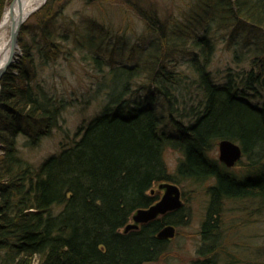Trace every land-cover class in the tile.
Returning a JSON list of instances; mask_svg holds the SVG:
<instances>
[{
	"label": "trees",
	"instance_id": "trees-1",
	"mask_svg": "<svg viewBox=\"0 0 264 264\" xmlns=\"http://www.w3.org/2000/svg\"><path fill=\"white\" fill-rule=\"evenodd\" d=\"M7 1L0 0V22ZM69 1L49 0L36 13L38 21L22 27V53L0 80V264L158 260L167 246L156 233L178 214L122 230L134 213L156 203L151 190L163 182L184 189L213 179L207 218L214 217L216 203L264 205V0H200L174 20L145 12L133 0H85L120 2L144 21L148 36L131 46L129 64L115 59L116 49L103 57L110 30L100 19L87 17L85 28L73 32L59 27ZM69 37L72 52L76 44L91 50L96 70L84 104L107 89L104 110L35 165L20 144L39 146L76 103L41 80L67 52ZM219 40L233 53L220 80L212 70ZM120 44L123 52L127 39ZM107 76L110 86L102 83ZM223 139L241 146L245 172L213 157ZM167 150L180 154L174 172Z\"/></svg>",
	"mask_w": 264,
	"mask_h": 264
},
{
	"label": "rangeland",
	"instance_id": "rangeland-1",
	"mask_svg": "<svg viewBox=\"0 0 264 264\" xmlns=\"http://www.w3.org/2000/svg\"><path fill=\"white\" fill-rule=\"evenodd\" d=\"M133 1L134 5H137L145 12L157 13L160 19L170 18L171 20L190 11L189 9L194 7L197 1L200 2V0ZM12 3L13 0L7 1L4 12ZM38 11L33 13L25 24H35L38 21L35 16ZM90 16L100 19L110 30V33L105 36L104 47L107 49V52L102 51L104 52L103 57L110 55V52L116 49L119 55L122 54L123 57H119L118 53H116L114 55L115 59L129 64V58L133 49L131 46L135 43H140L143 37L148 36L144 21L135 15L133 10L125 8L120 2L114 1L87 5L85 0H71L65 5L58 25L59 27L65 26L69 29V32H73L74 29L79 27L85 28L83 23ZM63 31L64 28L60 29V33L63 34ZM23 35L25 39L31 38L30 30L25 31ZM117 35L119 38H123V40H117ZM125 38L127 39V46L122 52V44L120 42L123 43ZM73 42V38L65 42L67 43V52L58 62L51 64L42 73L41 80H45L48 90L51 91L55 87L60 96L76 99V103L63 112L59 128H55L52 135L43 138L39 146L24 148L22 147V143L20 144L21 154L35 165H39L47 157L59 152L62 143L69 144L82 125L91 122L104 110L107 89L102 91L88 105L84 104L83 94L86 97L88 85H92L89 80L96 73V70H93V65L90 61L92 57L91 50L82 44H76V50L72 52ZM225 44V42L219 40L212 65V70L219 80L223 76L225 69L233 64V53L227 50ZM21 53L22 48L20 47L18 55ZM65 55H67V58H65ZM137 55L138 53H136L135 59L139 58ZM135 59L132 58L131 64L135 63L133 62ZM102 83L110 86L109 76L105 77ZM77 87L80 90L75 93ZM81 100L83 103H81ZM67 134H69V137ZM212 155L216 159L219 158L218 146L212 151ZM179 158L180 154L176 151L167 150L165 152V160L171 172L176 170ZM247 164L246 158H243L232 169L235 172H245ZM212 184H214V180L210 179L201 184H192L190 187L186 186L184 189L180 187L185 194L184 203L187 208V214L189 213L190 216V222L188 225L179 227V235L175 236L172 242H170L168 253L162 256L158 264H193L198 259L196 251L200 245L199 227L206 215L209 203L207 191ZM160 185L158 184L153 188L156 193L162 190L160 189ZM224 209L227 231H224L225 246L220 264H264V205L261 206L258 200H230L225 203ZM228 255H231V257Z\"/></svg>",
	"mask_w": 264,
	"mask_h": 264
},
{
	"label": "water",
	"instance_id": "water-1",
	"mask_svg": "<svg viewBox=\"0 0 264 264\" xmlns=\"http://www.w3.org/2000/svg\"><path fill=\"white\" fill-rule=\"evenodd\" d=\"M19 1L20 0H13L11 6L15 3H18ZM42 6L38 7L33 13L38 11ZM33 13H31L26 19L22 15L19 19H14L11 15L10 56L4 67L0 70V80L14 64L19 54V37L22 27ZM218 147L219 161L228 168H233L240 160H242L243 150L239 144L228 139H223L219 142ZM160 189L164 190V195L161 200L149 208L138 210L133 215V223H130L125 227V233L129 232L130 230H137L139 225L146 224L157 219L160 215L178 210L184 206L181 196V189L178 185L165 182L160 185ZM176 233L177 230L174 226H166L158 233V238L173 239L176 236Z\"/></svg>",
	"mask_w": 264,
	"mask_h": 264
},
{
	"label": "flooded vegetation",
	"instance_id": "flooded-vegetation-1",
	"mask_svg": "<svg viewBox=\"0 0 264 264\" xmlns=\"http://www.w3.org/2000/svg\"><path fill=\"white\" fill-rule=\"evenodd\" d=\"M151 193L158 198V200L156 201V203H157L163 197L164 190H160L159 193H156L155 190L152 189ZM181 196H182L183 202H185V194L182 190H181ZM210 206H211V203H208L206 213L209 210ZM224 207L225 206L220 208V207H218V205L216 203L214 205V207L212 206V208H211V212L215 213L214 217H208V218L205 217L204 219H202L200 227H199L200 245H199V249L196 251L198 259L196 261H194L193 264H220L221 255L224 252L223 248L225 246L224 231L225 230L227 231V224H226L225 218H224V216H225ZM186 209L187 208L185 207V203H184V206L182 208L175 210V211H172V212H167L164 215H160L157 219L152 220L146 224H141V225H139L138 229H141L142 226L147 225V224L154 222V221L160 222L162 219L164 221H167V218H169L171 216L173 217L174 215L178 214L175 217L176 218L175 221L169 220L170 223H168L167 225H164L163 227L158 229V231L156 233L157 239H159L162 242H166L167 250L163 253V255H165L168 253L170 242H172L173 239H160V238H158V233L162 229H164L166 226H174L177 230V233H176V237H177L179 235V227L184 226V225H188L190 222V216H189V213L187 214ZM130 223H133V216H132V218L128 224H130ZM130 231H132V230H130ZM122 232L125 233V228L122 230ZM127 233H125V234H127ZM227 237H228V234L226 236V240H227ZM228 256L231 257V255H228ZM161 258H159L158 260L152 261V262H146L144 264H158L160 262Z\"/></svg>",
	"mask_w": 264,
	"mask_h": 264
},
{
	"label": "bare ground",
	"instance_id": "bare-ground-1",
	"mask_svg": "<svg viewBox=\"0 0 264 264\" xmlns=\"http://www.w3.org/2000/svg\"><path fill=\"white\" fill-rule=\"evenodd\" d=\"M46 1L47 0H20L18 3L9 6L5 10L0 22V70L4 67L10 56L11 15L14 19H19L21 15L26 19L38 7L44 5Z\"/></svg>",
	"mask_w": 264,
	"mask_h": 264
}]
</instances>
